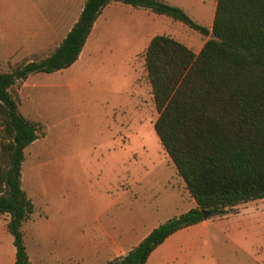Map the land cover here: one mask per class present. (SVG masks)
<instances>
[{
	"label": "rangeland",
	"instance_id": "374dc122",
	"mask_svg": "<svg viewBox=\"0 0 264 264\" xmlns=\"http://www.w3.org/2000/svg\"><path fill=\"white\" fill-rule=\"evenodd\" d=\"M164 1L210 26L213 0ZM70 3L0 0V71L48 54L55 40L38 50L33 46L39 11L53 14ZM129 6L114 1L104 8L95 39L86 40L69 66L28 74L11 86L19 112L37 123V137L23 148L20 162V185L32 205L21 230L32 264H103L114 257L111 243L129 247L148 226L194 204L153 131L156 110L142 54L155 33L195 52L209 34L149 10L140 17L143 8ZM256 204L263 206L264 198ZM7 217L0 213V264L13 262ZM195 226L182 229L176 241L208 242L211 225ZM192 250L172 263L211 264L206 248L199 255ZM159 261L156 252L151 262Z\"/></svg>",
	"mask_w": 264,
	"mask_h": 264
},
{
	"label": "trees",
	"instance_id": "16d2710c",
	"mask_svg": "<svg viewBox=\"0 0 264 264\" xmlns=\"http://www.w3.org/2000/svg\"><path fill=\"white\" fill-rule=\"evenodd\" d=\"M109 1L83 0L75 21L48 54L0 71V213L8 214L4 227L14 247L13 264H30L21 225L32 205L20 185V162L23 148L37 137V123L19 112L11 86L28 74L70 65ZM116 1L209 34L196 52L164 33L153 34L143 50L156 110L153 131L194 200L103 263L144 264L174 230L264 197V0H215L209 27L164 0Z\"/></svg>",
	"mask_w": 264,
	"mask_h": 264
},
{
	"label": "crops",
	"instance_id": "0c3cea01",
	"mask_svg": "<svg viewBox=\"0 0 264 264\" xmlns=\"http://www.w3.org/2000/svg\"><path fill=\"white\" fill-rule=\"evenodd\" d=\"M114 1L116 0L109 1L100 9L99 13L95 17L91 25V28L81 46L78 55L82 51L86 40L90 36L94 38V26L96 24V21H98L97 19L99 15L104 11V8H106L109 4H111V2L113 3ZM81 4L79 5V0H71V3L69 4V9L65 8L63 10V8H57L54 10L53 14H50V12L47 13L43 9L41 10V12L39 11V13H41L42 18L33 25V28H36L32 32V37L36 38L33 46H35V48L38 50L40 48L45 47L53 40H55L56 43H54V46H56L58 42L62 39V37L65 35L67 30L70 28L72 23L75 21L78 12L81 8ZM214 4L215 0H213L212 10L214 9ZM129 7H131V10L134 8L131 5ZM147 11L148 9L143 8V10H141L142 14L139 16L143 17L145 15H148ZM212 15L213 11L210 14L211 20ZM52 35L54 37L57 36V40L53 38ZM152 35H150V37ZM261 198L264 197L248 199L246 201L238 202L234 205H231L229 208H225V211L223 213L202 219L201 221H198L196 223L174 230L149 252L144 264H152L151 258L156 252H159L160 254L159 264H173L172 262L176 258L181 257L183 252L189 247H195V250H192V252L195 251L198 255L200 254L203 248H206L208 255L211 257V264H220L221 262V264H263L264 205L258 207V205L256 204V200ZM258 211H260V213H258ZM157 224L158 223H154L148 226L129 247H122V241L111 243V250L113 251V255L120 256L124 254L129 248L135 245L152 227L156 226ZM209 224L211 225V227L206 232V235L208 236V242H199L197 244H193L191 242L176 241V235H179V233L185 227L192 225H194V227H196L195 225H201L203 227H206V225ZM247 236L253 237L247 240ZM221 252L223 254H221ZM221 256L223 258L222 260H220ZM27 257L30 264H32L31 258L28 253ZM182 262L183 260H180L176 263L183 264ZM59 264L61 263L59 262Z\"/></svg>",
	"mask_w": 264,
	"mask_h": 264
},
{
	"label": "water",
	"instance_id": "95a60500",
	"mask_svg": "<svg viewBox=\"0 0 264 264\" xmlns=\"http://www.w3.org/2000/svg\"><path fill=\"white\" fill-rule=\"evenodd\" d=\"M209 213L208 212H205L203 213V216L206 217Z\"/></svg>",
	"mask_w": 264,
	"mask_h": 264
}]
</instances>
